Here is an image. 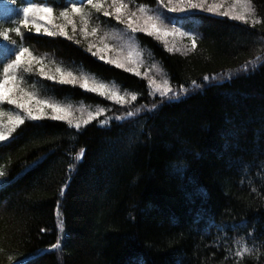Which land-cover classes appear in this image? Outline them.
<instances>
[{"label":"trees","instance_id":"trees-1","mask_svg":"<svg viewBox=\"0 0 264 264\" xmlns=\"http://www.w3.org/2000/svg\"><path fill=\"white\" fill-rule=\"evenodd\" d=\"M73 2L12 0L11 11L0 10V31L9 37L0 43V74L27 48L40 67L86 72L137 99L120 105L76 83L26 77L42 97L103 115L79 129L25 119L0 144V264H264V0H252L262 21L255 27L125 0L195 33L188 51L135 33L169 86L185 89L177 101L151 96L144 79L92 55L79 33L66 28L67 39L20 27L24 5L52 7L58 16ZM212 4L226 11L231 0ZM86 9L102 27L126 29ZM16 27L20 35L10 31ZM237 242L251 251L236 257Z\"/></svg>","mask_w":264,"mask_h":264},{"label":"snow or ice","instance_id":"snow-or-ice-1","mask_svg":"<svg viewBox=\"0 0 264 264\" xmlns=\"http://www.w3.org/2000/svg\"><path fill=\"white\" fill-rule=\"evenodd\" d=\"M106 2L107 0H79V2H73L69 7L64 8L59 13L60 17L64 19L65 24L57 26L58 31H53L44 27L43 32L47 36L60 35L67 39H72L73 37L69 36L65 29L68 25H71L73 32H75V18L79 17L81 34L95 36L97 28L93 27L90 32L87 31L90 20V14L86 11V7H88L95 9L96 12H102L105 17H114L117 23L125 24L132 33L143 32L148 36H154L157 39H163L169 36H187V38L191 41V49L194 50L197 46L195 36L182 32L177 28L168 29L165 25L164 19L158 15H152L151 10L148 9L146 5H140L133 11L129 9V5L125 2V0H111L110 5L106 9ZM157 3L160 4L161 7L165 8L169 13L180 14L187 13L192 10H199L224 16L230 20L239 21L245 25L250 24L253 27L262 23L260 19L256 18V10L253 7L252 0H231V7H229L226 11H218V5L216 4L208 5V0H157ZM53 11L52 7L47 6H24L22 8L23 18L19 20L20 27L29 28L30 14L38 19H51ZM33 27H35L37 33L41 31L39 26L33 24ZM10 31H14L17 35L21 34L19 27L12 28ZM0 38L7 41L9 39L7 31H0ZM101 40L103 41V38H101ZM92 47L93 45L90 44L88 50L92 51ZM107 50L108 45L104 44L103 48H98L96 52H92V55L96 56ZM168 50L171 51L172 49ZM100 59L105 60L106 63L114 64L117 68H124L125 71H131L136 75H139L136 68L126 67L125 63L119 59H109L105 55H100ZM125 59L130 64L135 63L131 52H129ZM259 59L261 58L257 57V60ZM33 61L40 64V61L36 60L27 48H21L19 52L15 54V58L3 68V73L0 74V104L7 103L9 105H14L24 114L23 116H9L7 123L0 120V144L8 141L9 137L12 136L16 129L24 124L25 119L35 121L44 118L46 108H51L52 110L53 114L50 116V119L66 120L70 126H73V121L70 119L71 114L67 109L60 108L56 105H51L43 100L37 99L32 93L24 90L20 86V82L16 75L17 71L24 65H31ZM248 64H253V61H248ZM24 70L29 71L30 68L24 67ZM245 71H247V66H245ZM56 72L60 74V83L65 84L79 82L81 88H84L89 92L97 93L100 96L115 101L118 104H124L125 102L130 103L131 101H135L137 99L136 95H131L126 101L124 96H120L114 90L107 89L103 84H97L95 82L89 83V81L83 76L79 77V80H77L72 73H61L59 68L56 69ZM39 74L49 80L57 78L56 76L48 74L43 66L39 68ZM204 79L207 81L209 77L205 76ZM212 79H215V77H212ZM195 83L196 82L193 81V84ZM150 84L155 85V91L159 92L161 97H166L168 93L173 92V89L168 86L167 81L164 82L163 86L155 84V81H150ZM179 92L183 93L185 92V89L181 87ZM177 95V93H173L174 97ZM102 114L103 110L98 112L96 115ZM127 115L131 117L134 113L129 111ZM2 116H4V113L0 112V117ZM92 119H95V116L90 114L89 118L84 120L82 123L88 124ZM115 119L120 120L121 117L116 116ZM74 126L79 129L81 127V123L78 122ZM79 158L80 157H78V159ZM4 176L5 173L0 171V178H3ZM61 194H63V190H61ZM237 243L239 245V242ZM54 247H59V245L57 244ZM250 251V249L244 247L243 245H239L238 250L235 252V256L243 257L245 253Z\"/></svg>","mask_w":264,"mask_h":264},{"label":"rangeland","instance_id":"rangeland-1","mask_svg":"<svg viewBox=\"0 0 264 264\" xmlns=\"http://www.w3.org/2000/svg\"><path fill=\"white\" fill-rule=\"evenodd\" d=\"M107 2H108V0H107ZM110 2H111V0H110ZM0 4L7 7L11 4V0H0ZM86 10H87V12L90 11L89 9H86ZM94 10L95 9H93V11ZM88 13H90V12H88ZM151 14L156 15L154 12H151ZM22 18H23V14H22ZM75 21H76L75 22L76 23V31L75 32H73L72 26L68 25V26H71V33L75 34L78 31L79 36H81L83 39L88 40L89 45L90 44L93 45V47H92L93 52H96L98 48H103L104 44L108 45L107 51L99 53L96 56L100 57V55H105L109 59H119L125 63L126 67L136 68L137 71L139 72V75H136L134 72H131V71H127V72L144 78L147 81V86L149 88V94L150 95L161 96L159 94V92L155 91V85L150 84V81H155V84H159L161 86L164 85L165 81H167V84H168V78L166 76V73L164 71H160L159 68H157V66L153 62L147 61L148 60L147 54L144 53V51L138 47V45L136 44L135 39H134V33H132L126 27V25H125L126 29H124V30L107 29V28L102 27L100 25V23L98 24L99 21L97 22V21H95V19L90 18L87 31L90 32L93 27L97 28V33L95 36H93V35L81 34V32H80L81 24H80L79 17H76ZM60 22H63V24H65L64 19L61 18L60 15H58V16L53 15L51 19H38L36 17L31 16V14L29 16V25L33 26V24H35L36 26H39L41 29L40 32H42V33H44L43 32L44 27H47L50 30L56 31L57 24ZM167 28L170 29L168 26H167ZM101 38H103V41L101 40ZM182 38L183 37H179V36H169V37H166L163 39H158V40L161 42L165 41V43L166 42L170 43L171 47L175 46L176 48L180 49L181 47H178V44H181L180 41ZM0 42H2V38H0ZM129 52H131L133 55V59L135 60L134 64L128 63L125 59L128 56ZM90 53L92 54V52H90ZM36 60H39V59H36ZM39 61L41 63V60H39ZM24 67H29L30 70L25 71ZM43 67L45 68V71L48 74L57 77L54 80L59 81V75L60 74L56 72L57 67H51V68H46L47 66H43ZM39 68H40V64H37V63H35V61H33V63L31 65H24L22 68H20L17 71V73H16L17 78L20 82V86L24 90L32 93L35 96V98L43 100V101L47 102L48 104L56 105L60 108L67 109L71 114L70 119H72V121H73V126L78 122L83 124L82 122L84 120H87L89 118L90 114L95 116V117L100 116V115H96L98 112L101 111V109H98V108H87L85 105L74 104V103H70V102H68L67 104H59V103H56L49 98L42 97V96L38 97L37 96V95H39L38 92L35 91L29 83H27V81L25 80V77H26V75H34V74L40 75L39 74ZM140 68H142L143 71H140ZM33 69H35L37 71H32ZM69 72L72 73V75L74 77H76L77 80H79V77L83 76L85 79H87L89 81V83L95 82L97 84L105 85V87L107 89L114 90L120 96H124L126 101L128 100V98H130L131 95H133V94H129L127 92L120 90L119 86H117L113 82H111V83L98 82L95 77H93L90 74H87L86 72L81 71L83 73H81L80 76H78L77 71H69ZM61 73H64V72L61 71ZM43 78L46 79L45 77H43ZM46 80L51 81V82H55L54 80H49V79H46ZM78 85L80 86L79 82H78ZM168 86H169V84H168ZM173 93H177L178 95L174 97ZM171 94H172L171 97H169V100H171V101H177V100H180V99L185 97V92L180 93L177 90H173V92H171ZM110 101L116 103L113 100H110ZM116 104H118V103H116ZM0 112L4 113V116L0 117V120H3L5 123H7L9 116H15V115L23 116L24 115L14 105H9L7 103L0 104ZM45 113H46L45 117H47V118H50V116L53 114L51 108H46ZM125 118H129V116L126 115ZM61 121L69 124L66 120H61Z\"/></svg>","mask_w":264,"mask_h":264}]
</instances>
